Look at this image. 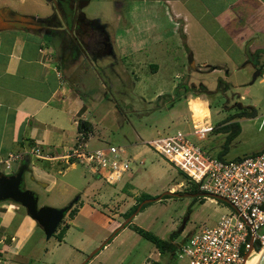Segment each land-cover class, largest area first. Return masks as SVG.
Listing matches in <instances>:
<instances>
[{
  "label": "rangeland",
  "instance_id": "rangeland-1",
  "mask_svg": "<svg viewBox=\"0 0 264 264\" xmlns=\"http://www.w3.org/2000/svg\"><path fill=\"white\" fill-rule=\"evenodd\" d=\"M120 1L89 0L83 12L89 20L103 24L112 23L116 18V11H121L116 3ZM33 2L34 4L29 0L25 4L20 10L22 15H43L37 11V7L44 8L43 0ZM54 43L50 42L57 55V44ZM260 43L264 45V37ZM250 44L251 40L245 48ZM262 52L264 51L258 53ZM148 53L151 54L152 51ZM201 53L199 55L196 52V67H190L189 51L183 44L179 47L159 48L153 52V57H146L148 54L145 53L137 60L131 58L121 62L105 56L97 61L100 69H96L89 59L76 64L69 61L66 68L63 66L66 78L85 99L88 110L86 122L90 124L87 136L89 149L94 150L109 144L119 145L126 147L130 156L135 157V161L131 162V172L115 185L100 181L102 178L98 174L96 175L99 179H96L91 175V168L84 165H77L75 170H68V165H62V172L56 173L57 187L48 194L49 197L40 187H27L28 173L25 174L23 187L35 192L39 207L63 208L79 196V192L73 191V186L83 191L89 183L94 182L102 186V197H99L97 191L95 199L99 201L104 214H107L105 209L108 206L119 200L111 210V215H120L119 224L112 231L104 230L101 224L98 227L91 226L98 244L81 258L80 264H152L154 261L161 264H180L177 256L168 253L158 256L155 246L130 227L120 230L114 236L115 231L127 220L125 214L133 207L125 209V201L128 200L126 196L131 188L144 190L151 196H160L168 191L182 195L179 198L151 203L131 223L161 239H168L172 233L181 230L184 220L189 217L185 230L175 241L178 246L193 232L216 225L224 214L232 211V207L226 203L204 196H187L192 187L189 180L147 145V141L152 138L182 131L203 151L217 158L222 157L225 161L252 156L264 150L263 75L252 83L256 73L255 64L264 61V55L255 62L251 59L254 57H247L243 65L223 68L225 71L220 75L216 71H208L209 68H202ZM213 55L217 53L213 52ZM119 56H116L117 59H120ZM105 59L112 64L104 63ZM132 64L135 66H131ZM151 64L158 65V72H153ZM194 85H203L209 91L217 93L210 97L202 95ZM185 89L187 93L184 92ZM192 90L194 91L191 94ZM184 95H187L186 99L176 100ZM239 107L245 112H253L254 115H241L242 110ZM227 122H237L241 129L240 134L229 144L230 130L218 131L219 126ZM202 128L212 130L201 133L199 131ZM76 173L78 175L75 178ZM92 189L96 191L94 187ZM59 191L72 192L67 204H60ZM124 194L125 199L120 200ZM95 208L99 209L98 206ZM67 217L71 218L69 215ZM84 221V217L79 219L77 228L85 229L87 222ZM73 234L81 237L78 231ZM112 237L111 243L96 256H92L95 250ZM51 240L54 243V239Z\"/></svg>",
  "mask_w": 264,
  "mask_h": 264
},
{
  "label": "crops",
  "instance_id": "crops-1",
  "mask_svg": "<svg viewBox=\"0 0 264 264\" xmlns=\"http://www.w3.org/2000/svg\"><path fill=\"white\" fill-rule=\"evenodd\" d=\"M28 1L0 0V12L11 20L14 13L23 14L20 10ZM43 2L44 8L37 7L43 15L36 18L49 15V7ZM116 3L121 11H116L114 22L102 24L111 40L113 54L110 56L121 62L137 60L145 53L146 57H153L159 48L183 44L189 51L190 67L197 66L196 52L199 55L202 52V68L221 75L223 68L239 67L249 54L264 51L260 43L264 37V0H121ZM250 40L251 44L245 48ZM56 56L53 45L35 30L20 26L0 30V160L8 159L11 154L22 155L11 168L0 163V172L12 175L20 162L29 158L33 174H28L26 185L42 188L48 197L57 187L56 173L62 172L61 166L68 165V170H75L80 165L65 156L74 147L81 124L88 121L85 99L66 78ZM151 66L154 73L158 72V65ZM32 146L41 148L50 159L26 156ZM91 175L99 179L93 170ZM101 187L96 182L89 183L83 191L72 187L80 196L77 213L66 218L63 224L68 227L66 234L61 241L57 236L51 238L54 243L46 239L25 208L10 201L1 202V264H80L81 258L98 244L91 226L101 224L104 230L112 231L119 224L120 215H111L119 200L108 206L104 214L95 199L97 191L102 197ZM140 192L148 193L135 187L128 190L125 209L135 205ZM59 194L58 200L64 205L70 201L72 192L59 191ZM82 217L89 225L85 224L83 230L76 226ZM75 231L80 233V238L73 234Z\"/></svg>",
  "mask_w": 264,
  "mask_h": 264
},
{
  "label": "built area",
  "instance_id": "built-area-1",
  "mask_svg": "<svg viewBox=\"0 0 264 264\" xmlns=\"http://www.w3.org/2000/svg\"><path fill=\"white\" fill-rule=\"evenodd\" d=\"M211 130L202 128L199 132ZM88 139L79 132L65 159L91 168L110 185L121 182L131 172L135 157L119 145L91 150ZM147 145L198 186L200 193L222 197L232 207L216 225L193 232L178 246L180 264H251L254 255L264 249V150L225 161L203 151L182 131L152 138ZM26 156L50 159L37 146L29 148ZM21 157L11 154L0 163L11 168Z\"/></svg>",
  "mask_w": 264,
  "mask_h": 264
},
{
  "label": "flooded vegetation",
  "instance_id": "flooded-vegetation-1",
  "mask_svg": "<svg viewBox=\"0 0 264 264\" xmlns=\"http://www.w3.org/2000/svg\"><path fill=\"white\" fill-rule=\"evenodd\" d=\"M49 7V15L41 25H37L35 31L41 33L48 41L57 44V59L62 67L69 61L78 63L90 60L96 69L99 58L113 54L111 40L106 26L96 20H89L83 10L89 0H45ZM261 58L264 53H258ZM113 58V56H110ZM108 59V58H107ZM116 61V59H114ZM112 64L105 59L106 63ZM107 65V66H108ZM64 66V67H63ZM263 68V69H261ZM256 70L264 72V61L258 62ZM65 71V70H64ZM202 95L213 96L207 87L194 85ZM194 90L190 91L192 94ZM186 89H185V91ZM178 94V92H177ZM187 95L176 100L186 99ZM240 110H243L239 107ZM197 193H190L195 196ZM256 256L253 257V264H256Z\"/></svg>",
  "mask_w": 264,
  "mask_h": 264
},
{
  "label": "water",
  "instance_id": "water-1",
  "mask_svg": "<svg viewBox=\"0 0 264 264\" xmlns=\"http://www.w3.org/2000/svg\"><path fill=\"white\" fill-rule=\"evenodd\" d=\"M46 18H36L33 16H25L20 15L17 13H14L12 15V19L8 20L5 18V13L0 12V30L1 29H11V28H17L20 26L22 29H31L35 30L37 25H41L42 21H44ZM254 57V58H251ZM249 58H251L254 62L258 58V55L255 54H249ZM258 63V62H257ZM257 63L255 65H257ZM263 69V68H261ZM262 75L261 70H256V73L253 76L252 83H255L256 80ZM80 128L84 130L85 132L88 131V129H85L84 123L81 124ZM33 174V169L31 168V162L29 158H24L20 164L18 170L12 174V175H6L0 172V203L5 201H10L15 204L21 205L23 208H25L27 214L37 222L38 226L43 230L44 235L47 240H50L54 234L57 232L58 228L70 212V210L74 207V205L79 201L80 196L76 197L72 202H70L67 206L63 208H52V207H39L38 205V197L30 189H26L23 187L24 184V178L25 174ZM34 178L31 177V181H33ZM164 196H170V197H182L179 193H174L171 191L165 192L164 194L160 195L156 199H148L143 201L137 208V210L124 222V224L115 231L114 236L122 229L126 228L127 225L131 224L133 220L136 218V216L141 212L144 205H148L157 201H161ZM187 196H192L190 194H187ZM196 197H208L215 201H220L226 204H230L226 199L214 196L210 194H203L198 193L195 195ZM189 220V217L184 220L181 232L185 230V227L187 225V222ZM113 236V237H114ZM111 239V238H110ZM108 239L105 244H103L101 247H99L97 250H95L92 254V256H96L99 252L102 251L103 248L106 247L108 242L110 241ZM91 256V257H92ZM256 264H264V251L263 253L257 258Z\"/></svg>",
  "mask_w": 264,
  "mask_h": 264
},
{
  "label": "trees",
  "instance_id": "trees-1",
  "mask_svg": "<svg viewBox=\"0 0 264 264\" xmlns=\"http://www.w3.org/2000/svg\"><path fill=\"white\" fill-rule=\"evenodd\" d=\"M263 74H264V72L262 73V75ZM241 115L252 117L254 115V113L253 112H245L244 110H242ZM232 119L230 121H232ZM83 123L85 125V129H88V131L85 132L81 128H79V131L83 132L86 136H88L89 135L90 124L88 122H86V121H84ZM221 130H230V136H229L228 144L231 142V140H233V138L237 137L240 134V131H241L240 125L237 122H227V124H224L223 126H219L218 131H221ZM219 159L224 160L222 157H219ZM240 159L241 158L236 159V160H240ZM181 174H182V176L185 179L188 180V178L182 172H181ZM190 193H197V194L200 193L199 189H198V186L192 184V187L190 189ZM158 197L159 196H151L150 194H147V193L140 194V196L136 200L137 203L135 204V206H133L125 214V217L128 219L137 210L138 206L143 201L148 200V199H156ZM171 198H173V197L164 196L162 199L166 200V199H171ZM79 201H80V199H79ZM79 201L75 205H77L79 203ZM218 202L219 203H223V202H220V201H218ZM150 205L151 204L144 205L142 210H141V212H143ZM76 213H77V209L73 207L70 210V212L68 213V215L72 218V217H74L76 215ZM63 224H64V222H62V224L58 228L57 232L54 234V236H57L60 241L64 238V236L66 234V230L68 228L67 226L62 227ZM126 227H130L133 231H135L137 234H139L142 238L150 241L155 246V248L159 251L161 256L166 255L168 253V254L176 257L179 247H178V244L175 243V241L182 234L181 231L172 233L168 239H161V238L153 235L149 231H146V230H144V229H142V228H140V227H138L136 225L129 224ZM112 240H113V237L110 239L108 244L111 243ZM256 249H257V251H259L260 247L256 246ZM152 264H161V263L160 262H153Z\"/></svg>",
  "mask_w": 264,
  "mask_h": 264
},
{
  "label": "bare ground",
  "instance_id": "bare-ground-1",
  "mask_svg": "<svg viewBox=\"0 0 264 264\" xmlns=\"http://www.w3.org/2000/svg\"><path fill=\"white\" fill-rule=\"evenodd\" d=\"M263 251H264V249L261 251V252H258L256 255H254V256H256V260H257V258L263 253ZM256 263V262H255ZM251 264H253V263H251Z\"/></svg>",
  "mask_w": 264,
  "mask_h": 264
}]
</instances>
